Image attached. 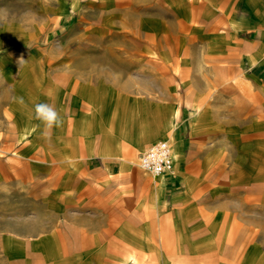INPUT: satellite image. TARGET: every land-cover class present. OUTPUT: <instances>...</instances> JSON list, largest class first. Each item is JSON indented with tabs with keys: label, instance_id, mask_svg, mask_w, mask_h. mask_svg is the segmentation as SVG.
<instances>
[{
	"label": "crops",
	"instance_id": "obj_1",
	"mask_svg": "<svg viewBox=\"0 0 264 264\" xmlns=\"http://www.w3.org/2000/svg\"><path fill=\"white\" fill-rule=\"evenodd\" d=\"M0 264H264V0H0Z\"/></svg>",
	"mask_w": 264,
	"mask_h": 264
},
{
	"label": "built area",
	"instance_id": "obj_2",
	"mask_svg": "<svg viewBox=\"0 0 264 264\" xmlns=\"http://www.w3.org/2000/svg\"><path fill=\"white\" fill-rule=\"evenodd\" d=\"M141 167L154 176L175 173L173 149L168 140L161 139L153 143L141 156Z\"/></svg>",
	"mask_w": 264,
	"mask_h": 264
},
{
	"label": "clouds",
	"instance_id": "obj_3",
	"mask_svg": "<svg viewBox=\"0 0 264 264\" xmlns=\"http://www.w3.org/2000/svg\"><path fill=\"white\" fill-rule=\"evenodd\" d=\"M23 104V99L19 100ZM34 119L38 120L43 125L42 138L50 140L52 130L59 128L63 124V118L55 105L51 103H37L34 105Z\"/></svg>",
	"mask_w": 264,
	"mask_h": 264
},
{
	"label": "rangeland",
	"instance_id": "obj_4",
	"mask_svg": "<svg viewBox=\"0 0 264 264\" xmlns=\"http://www.w3.org/2000/svg\"><path fill=\"white\" fill-rule=\"evenodd\" d=\"M68 31L71 29V27L66 28Z\"/></svg>",
	"mask_w": 264,
	"mask_h": 264
}]
</instances>
